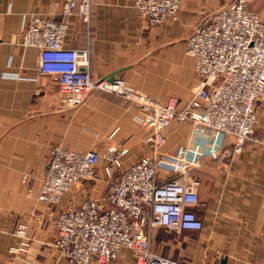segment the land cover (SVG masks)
<instances>
[{
    "label": "crops",
    "instance_id": "crops-1",
    "mask_svg": "<svg viewBox=\"0 0 264 264\" xmlns=\"http://www.w3.org/2000/svg\"><path fill=\"white\" fill-rule=\"evenodd\" d=\"M233 1L182 0L176 19L150 26L134 0H91L89 22L77 13L64 14L67 0H0V264H68L56 248L59 213L88 190L102 197L111 182L102 159L99 181L91 187L79 182L61 203L45 204L37 195L52 147L104 152L124 145V166L149 149L144 142L148 128L139 121L142 112L128 99L94 90L77 107L64 103L58 80L39 71L40 50L22 44L30 16L41 12L66 20L65 45L88 50L95 80L122 77L157 100L177 97L184 103L200 83L187 40L211 13ZM247 6L264 18V0H247ZM259 110L257 135L264 140V95ZM191 128L190 121H173L163 150L186 143ZM25 172L35 177L32 194L22 183ZM193 175L200 181L196 210L203 228H157L153 249L183 264H264V144L248 142L232 159L206 161ZM19 220L28 223L29 246L13 253ZM124 258L133 259L129 250Z\"/></svg>",
    "mask_w": 264,
    "mask_h": 264
},
{
    "label": "built area",
    "instance_id": "built-area-1",
    "mask_svg": "<svg viewBox=\"0 0 264 264\" xmlns=\"http://www.w3.org/2000/svg\"><path fill=\"white\" fill-rule=\"evenodd\" d=\"M182 0H134V7L150 26L176 19ZM79 14L89 22L91 0H67L64 14ZM69 23L33 13L22 31V44L40 50L39 71L54 76L63 101L69 107L82 104L94 91L120 95L142 115L148 128L144 142L148 152L124 166L128 147L110 146L106 151L51 148L38 199L57 205L79 182L101 179L99 164L111 182L102 197L89 195L67 205L58 215L56 248L68 264H183L153 249L154 231L201 230L203 220L193 175L206 161L232 159L248 142L263 143L257 135L259 101L264 95V18L235 0L213 13L192 31L186 52L192 57L200 83L184 103L176 97L160 101L140 92L123 78L95 80L89 69L88 50L67 47ZM19 77V75H15ZM177 121L192 123L186 143L163 150L167 129ZM233 138V142L229 139ZM35 177L24 173L22 182L31 193ZM29 226L15 224L19 243L11 252L26 251ZM129 250L133 259H123ZM122 259L120 262L119 260Z\"/></svg>",
    "mask_w": 264,
    "mask_h": 264
},
{
    "label": "rangeland",
    "instance_id": "rangeland-1",
    "mask_svg": "<svg viewBox=\"0 0 264 264\" xmlns=\"http://www.w3.org/2000/svg\"><path fill=\"white\" fill-rule=\"evenodd\" d=\"M122 78V77H121ZM124 79V78H123ZM125 80V79H124ZM126 81V80H125ZM127 82V81H126ZM177 98V97H176ZM68 106V105H67ZM69 107V106H68ZM260 111V110H259ZM25 173H28V172H25ZM24 174V173H23ZM31 174V173H30ZM23 176V175H22ZM23 183V182H22ZM88 185H90V187L94 184V182H89V183H87ZM87 189H89V188H87ZM26 190H27V194H32V192L30 193L29 191H28V188H27V186H26ZM83 198L82 199H80V201H82L83 199H85V198H87L89 195H94V193L92 192V190H91V192H90V190H88V193H86L85 194V192L83 193Z\"/></svg>",
    "mask_w": 264,
    "mask_h": 264
},
{
    "label": "water",
    "instance_id": "water-1",
    "mask_svg": "<svg viewBox=\"0 0 264 264\" xmlns=\"http://www.w3.org/2000/svg\"><path fill=\"white\" fill-rule=\"evenodd\" d=\"M114 77H111L109 80H112Z\"/></svg>",
    "mask_w": 264,
    "mask_h": 264
}]
</instances>
